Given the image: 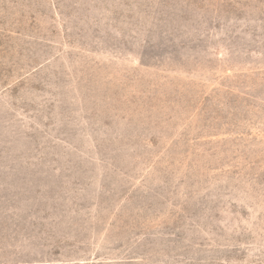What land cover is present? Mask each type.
<instances>
[{
    "label": "rangeland",
    "instance_id": "1",
    "mask_svg": "<svg viewBox=\"0 0 264 264\" xmlns=\"http://www.w3.org/2000/svg\"><path fill=\"white\" fill-rule=\"evenodd\" d=\"M0 264H264V0H0Z\"/></svg>",
    "mask_w": 264,
    "mask_h": 264
}]
</instances>
